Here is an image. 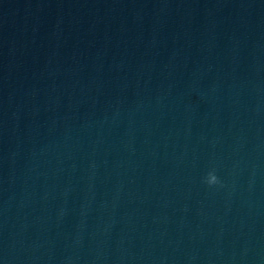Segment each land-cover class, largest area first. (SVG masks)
Returning a JSON list of instances; mask_svg holds the SVG:
<instances>
[{"label": "water", "instance_id": "1", "mask_svg": "<svg viewBox=\"0 0 264 264\" xmlns=\"http://www.w3.org/2000/svg\"><path fill=\"white\" fill-rule=\"evenodd\" d=\"M0 264H264V0H0Z\"/></svg>", "mask_w": 264, "mask_h": 264}, {"label": "clouds", "instance_id": "2", "mask_svg": "<svg viewBox=\"0 0 264 264\" xmlns=\"http://www.w3.org/2000/svg\"><path fill=\"white\" fill-rule=\"evenodd\" d=\"M205 183H207L209 186L220 183L219 178L215 174V171L214 170H210L206 174Z\"/></svg>", "mask_w": 264, "mask_h": 264}]
</instances>
